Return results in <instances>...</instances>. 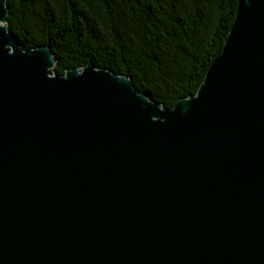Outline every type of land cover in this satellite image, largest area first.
<instances>
[{
	"label": "water",
	"instance_id": "water-1",
	"mask_svg": "<svg viewBox=\"0 0 264 264\" xmlns=\"http://www.w3.org/2000/svg\"><path fill=\"white\" fill-rule=\"evenodd\" d=\"M0 0V264H264V0H237L165 109L88 63L51 72Z\"/></svg>",
	"mask_w": 264,
	"mask_h": 264
},
{
	"label": "trees",
	"instance_id": "trees-1",
	"mask_svg": "<svg viewBox=\"0 0 264 264\" xmlns=\"http://www.w3.org/2000/svg\"><path fill=\"white\" fill-rule=\"evenodd\" d=\"M236 1L6 0V25L24 49L50 47L51 72L105 67L170 109L195 94L222 49Z\"/></svg>",
	"mask_w": 264,
	"mask_h": 264
}]
</instances>
